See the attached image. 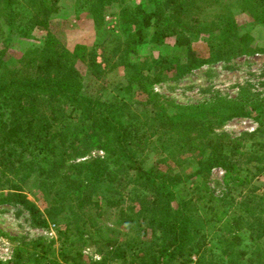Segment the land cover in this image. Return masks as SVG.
Returning <instances> with one entry per match:
<instances>
[{
  "label": "trees",
  "instance_id": "16d2710c",
  "mask_svg": "<svg viewBox=\"0 0 264 264\" xmlns=\"http://www.w3.org/2000/svg\"><path fill=\"white\" fill-rule=\"evenodd\" d=\"M82 1L100 31L92 57L85 46L69 49L49 31L39 46L20 55L18 66H10L0 50V202L21 204L40 227L62 216L64 225L56 233L65 264H83L81 249L87 241L108 247L87 264H264V194L252 184L264 170V141L249 153L241 140L256 133L230 138L214 132L226 119L252 111L263 123L264 97L244 86L234 99L214 96L179 104L150 89L214 58H228L224 49L240 44L247 51L251 36L240 29L264 25V0H242L252 17L246 25H238L228 5L216 0L224 10L217 15L219 22H210L217 33L199 17L211 0ZM28 2L29 17L8 24H17L23 37L46 26L50 11L59 7V0ZM108 14L115 15L116 26L106 28ZM9 15L18 17L12 10ZM205 29L207 58L190 49L192 38H200ZM167 37L187 48L185 61L166 54L130 59L137 46H158ZM77 59L96 79L122 65L126 84L113 98L85 94ZM134 89L143 96L136 102ZM92 149L106 157L77 160ZM153 151L176 153L178 162L188 154L194 164L190 170H162L148 162ZM216 166L232 180L220 196L206 184L208 170ZM28 183L42 194L44 208L23 191ZM104 206L115 209L125 234L101 227ZM49 252L42 240L21 242L12 259L0 264H45ZM49 264L58 260L53 257Z\"/></svg>",
  "mask_w": 264,
  "mask_h": 264
},
{
  "label": "rangeland",
  "instance_id": "374dc122",
  "mask_svg": "<svg viewBox=\"0 0 264 264\" xmlns=\"http://www.w3.org/2000/svg\"><path fill=\"white\" fill-rule=\"evenodd\" d=\"M139 3L142 0H134ZM148 2V0H144ZM228 5L230 14L238 25H246L252 22V17L248 8L242 0H222ZM6 0H0V50H4L3 58L10 66H18L17 60L20 55L31 47L39 46L49 33L53 34L67 48L72 49L74 46H85L87 56L92 57V47L98 42L100 31L96 30L92 22L91 14L87 11V6H82V0H59V7L50 11V19L46 26L32 28L29 36H20L17 24L10 27L11 19L19 20L23 17H29V12L25 7L29 4L28 0H16L13 5H6ZM12 13H17L18 17H11ZM224 10L216 0H211L208 5H204L199 13L202 20L208 22L214 33L219 30L217 25L210 22H219L218 14ZM118 23L115 15L108 14L105 17L106 28L116 26ZM152 30L148 29V33ZM248 32L251 36L247 51H243L239 44L233 50L224 49L223 54L228 58H214L211 62L204 63L193 68L188 73L156 82L150 86L153 92L172 99L179 104H198L208 98L224 97L234 99L239 96L241 87H248L251 93L256 94L259 98L264 97V25L255 24L250 28L243 27L240 33ZM208 36L207 29L199 35L200 38H192L190 49L198 56L205 58L210 54L209 47L205 42ZM96 55L100 49L97 48ZM151 54L157 57L159 54L176 55L181 61H185L189 51L185 46L174 45V38L167 37L161 45H152L144 43L137 46L135 53L130 55L131 60H137L140 56ZM100 60L99 57H97ZM74 66L77 68L82 82L83 92L91 96H101L102 98H113L119 88L126 84V77L122 65L116 66L108 71L103 78L96 79L85 62L76 60ZM174 74V73H173ZM133 90V102L141 100L140 91ZM132 98V97H131ZM257 113L251 112L247 116H235L216 125L214 132L216 134H225L230 138H241L244 133H256V136L246 140H241L242 150L254 152L258 150L256 142L264 141V121L260 123L256 118ZM262 152V151H261ZM89 156L106 157L105 152L99 149L90 150L85 156L77 160H83ZM171 151L156 152L153 151L148 157L150 165H155L159 169L177 171L190 170L194 164L188 154L183 155L186 161L178 162ZM183 164L182 166L178 165ZM264 165V164H262ZM186 166V168H184ZM127 188H132L129 179ZM232 183V180L226 178V172L221 167H212L206 174V184L212 193L220 196L225 193ZM192 184H195L193 182ZM252 184L257 186V194H264V170L258 176H253ZM191 186V185H190ZM23 191L27 197L33 201L39 208L45 207L42 194L30 183L24 185ZM264 203V202H263ZM104 216L100 219L102 228H114L124 232L122 224H117L115 209L108 210L107 206L103 207ZM65 219L61 216L56 221H50L47 227H40L32 224L29 212L21 204L0 202V261L7 262L13 257V251L21 242L37 243L39 240L45 242L50 252L45 264H49L53 257L58 260V264H65L59 254L61 241L58 239L56 229L63 227ZM248 241V240H247ZM246 241V242H247ZM210 245V244H209ZM38 248V247H37ZM106 245L90 244L88 241L82 246L81 252L84 257L83 264L89 260L100 259L107 250ZM216 252H220L217 248ZM221 253V252H220ZM195 258L193 257V260ZM109 264H119V261H111ZM190 264H194L193 262Z\"/></svg>",
  "mask_w": 264,
  "mask_h": 264
}]
</instances>
